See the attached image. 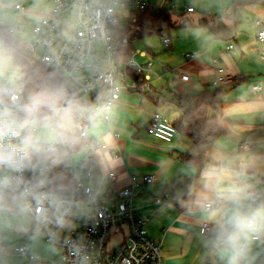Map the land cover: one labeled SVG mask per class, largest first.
Returning <instances> with one entry per match:
<instances>
[{
    "label": "crops",
    "instance_id": "1",
    "mask_svg": "<svg viewBox=\"0 0 264 264\" xmlns=\"http://www.w3.org/2000/svg\"><path fill=\"white\" fill-rule=\"evenodd\" d=\"M147 1L154 9L169 12L173 28L145 38L150 48L135 52V61L139 56L145 60L139 64L151 68L150 91L124 90L110 122L99 120L89 135L101 142L96 164L88 163L93 193L109 205L116 193L130 185L131 176L153 175L155 182L135 193L133 205L139 216L149 219L146 229L161 245L164 264H221L205 243L208 223L202 205L206 198L235 185L258 193V200L264 201V42L257 40L256 25L264 23V0ZM17 3L24 9L17 10ZM52 7V0H0V30L20 29L22 34L16 38L24 45L32 27L49 16ZM188 7L194 12L187 13ZM164 38L170 39L168 47ZM230 44L235 45V54L228 50ZM0 53L8 56L1 37ZM193 53L196 56L189 59L187 55ZM220 68L234 77V83L221 88L222 113L210 111L209 115L217 118L224 134L208 152L204 171L198 172L187 159L197 156L188 138L178 132L171 143H164L148 135L147 127L156 112L171 123L178 121L183 110L177 100L214 90ZM182 75L189 80L183 81ZM118 77L121 84L134 80L131 75L119 73ZM255 86L262 90L256 91ZM108 94L107 87L101 89L103 98ZM244 142L249 146L241 147ZM111 172L116 180L107 177ZM164 196L168 200L158 204ZM90 211L81 217L75 212L77 221L72 226L82 228ZM122 232L112 241L121 238ZM52 259L56 263L60 256ZM252 264H264V235L253 242Z\"/></svg>",
    "mask_w": 264,
    "mask_h": 264
},
{
    "label": "clouds",
    "instance_id": "2",
    "mask_svg": "<svg viewBox=\"0 0 264 264\" xmlns=\"http://www.w3.org/2000/svg\"><path fill=\"white\" fill-rule=\"evenodd\" d=\"M0 264H54L67 252L76 209L93 195L88 137L102 109L71 96L66 85L26 94L24 78L0 64ZM205 243L221 264H252L264 235V201L230 185L206 198Z\"/></svg>",
    "mask_w": 264,
    "mask_h": 264
},
{
    "label": "built area",
    "instance_id": "3",
    "mask_svg": "<svg viewBox=\"0 0 264 264\" xmlns=\"http://www.w3.org/2000/svg\"><path fill=\"white\" fill-rule=\"evenodd\" d=\"M51 14L40 19L32 27L29 39L22 44L24 51L44 66L55 70L61 77L69 81L84 95L96 93L94 104L101 109L98 119L107 123L111 120V112L120 99L124 90L150 91L149 65H140L135 61V53L122 65L123 77L129 72L144 77L141 84L133 80L132 84L117 83L119 79L116 65L115 30L121 26L124 18L132 14L143 13L150 8L147 0H52ZM17 10L24 9L16 4ZM187 13H193L194 8L188 7ZM127 13L126 16L123 14ZM258 33L257 40L264 42V23L256 22ZM13 37L20 36L22 31L18 28H9ZM166 47L170 44L169 38H164ZM228 50L235 54V45L230 44ZM195 53L187 55L193 59ZM264 60V56H262ZM183 81L189 77L181 76ZM234 83V77L220 68L213 80V86L226 88ZM107 87L109 94L106 98L101 96V89ZM258 92L261 86H255ZM147 133L164 142L171 143L178 131L176 127L162 113L153 114ZM241 147H248L247 142ZM86 148L89 152L88 159L96 164L97 152L101 148L98 139L88 137ZM92 173V171L90 170ZM110 180H116L115 173L107 175ZM155 182L153 175H145L141 179L131 176L130 185L115 194V201L109 205L99 201L98 194L93 193L85 199L91 211L86 215V222L80 229L72 225L77 221L76 215L64 235L75 241L79 246L80 261L70 255L67 250L54 264H164L161 245L149 235L146 225L148 218L138 215L133 205L135 193L146 185ZM259 199L258 193H251ZM168 196L159 198L156 202L163 204ZM204 229L208 231L209 225ZM122 232L121 238L114 242L116 233Z\"/></svg>",
    "mask_w": 264,
    "mask_h": 264
},
{
    "label": "trees",
    "instance_id": "4",
    "mask_svg": "<svg viewBox=\"0 0 264 264\" xmlns=\"http://www.w3.org/2000/svg\"><path fill=\"white\" fill-rule=\"evenodd\" d=\"M173 28L171 16L167 10L148 8L143 13L133 14L131 20L124 27L115 30L116 43V65L118 73L123 74L122 65L131 57L134 51V41L143 40L153 35H160L162 32ZM9 30V29H8ZM0 37L4 41V52L10 56L14 65L19 68L24 78L26 94L52 90L60 85H66L71 96H74L83 104H94L97 99L96 93L84 95L69 81L61 77L55 70L35 61L32 56L24 51L18 38L10 35L9 31H1ZM128 39V42L126 41ZM127 75L143 82L144 77L129 72ZM221 88L195 97H180L177 105L183 110V115L178 121L172 123L178 132L188 138L197 149V156L188 157L190 163L195 165L198 172L204 171L208 164L207 154L215 142L224 134L219 126L216 117H210V111L217 114L222 113L223 100ZM89 165L92 163L88 159Z\"/></svg>",
    "mask_w": 264,
    "mask_h": 264
},
{
    "label": "rangeland",
    "instance_id": "5",
    "mask_svg": "<svg viewBox=\"0 0 264 264\" xmlns=\"http://www.w3.org/2000/svg\"><path fill=\"white\" fill-rule=\"evenodd\" d=\"M123 15L126 16L127 13H124ZM154 38H156V37H154ZM146 43H147L146 39L134 41V53L137 52V50L147 51V47H149V46ZM144 61L145 60H143L142 58L137 56V58H136V62L137 63L142 64ZM0 64L3 65V70H4L5 73L11 74V73L15 72V73L21 75L20 70L14 65L12 59L9 56H7V57L3 56L0 53ZM154 64L156 65V62ZM147 73L150 74V71H148ZM90 209L91 208L88 207L86 202L82 203L81 206L76 209V215L81 217V216H83L84 212L90 211Z\"/></svg>",
    "mask_w": 264,
    "mask_h": 264
},
{
    "label": "water",
    "instance_id": "6",
    "mask_svg": "<svg viewBox=\"0 0 264 264\" xmlns=\"http://www.w3.org/2000/svg\"><path fill=\"white\" fill-rule=\"evenodd\" d=\"M130 21L129 18H124L122 21H121V26L124 27L125 25H127V23ZM126 41H128V39H126ZM2 82V81H0Z\"/></svg>",
    "mask_w": 264,
    "mask_h": 264
}]
</instances>
